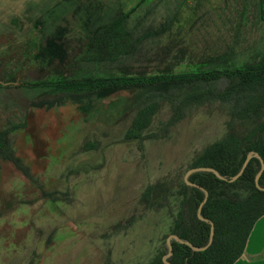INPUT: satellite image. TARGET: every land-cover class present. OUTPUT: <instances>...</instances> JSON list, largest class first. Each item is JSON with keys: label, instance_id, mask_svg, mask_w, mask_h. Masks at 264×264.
Here are the masks:
<instances>
[{"label": "rangeland", "instance_id": "1", "mask_svg": "<svg viewBox=\"0 0 264 264\" xmlns=\"http://www.w3.org/2000/svg\"><path fill=\"white\" fill-rule=\"evenodd\" d=\"M59 1L0 0V79L4 71L18 83L67 74L66 66H40L31 58L38 41L34 24ZM195 1L184 4L193 8ZM203 1L205 11L197 13L178 62L134 64L130 72H192L202 52H226L237 66L248 62L264 41L255 1ZM67 97L31 96L38 107H27L25 118L16 120L23 127L11 138L22 171L2 162L1 191L5 201L20 194L27 204L0 222V264H145L166 221L161 202L152 211L143 190L158 184L176 189L193 160L226 134L228 117L217 108L201 109L168 126L170 107L162 103L142 139L127 141L137 102L132 96L117 92L93 111ZM5 120L0 111V125Z\"/></svg>", "mask_w": 264, "mask_h": 264}, {"label": "trees", "instance_id": "2", "mask_svg": "<svg viewBox=\"0 0 264 264\" xmlns=\"http://www.w3.org/2000/svg\"><path fill=\"white\" fill-rule=\"evenodd\" d=\"M254 1L257 18L264 28V0ZM184 2L61 0L43 13L34 24L38 41L31 58L40 66H49L52 62L66 66L67 74L25 83H18L11 71L1 75L0 111L6 114V120L0 125V222L7 212H16L27 204L20 194L4 200L1 163L8 162L22 171L11 136L23 127L16 120L25 118L26 108L38 107L31 96L39 94L69 96L79 107L92 111L103 99L117 92L129 94L137 102L125 131L127 141L142 139L143 130L162 103L170 107L168 126L192 111L217 108L228 117L227 132L208 145L188 170L208 167L230 179L238 173L250 152L258 154L264 164V41L251 59L239 66L226 52L209 55L202 52L192 72L163 71L152 75L130 72L134 64L178 62L190 42L186 35L197 25V13L206 7L203 0H196L193 8ZM52 8L58 9L53 17ZM11 89L21 91L25 99L18 100ZM235 124L239 125L238 132L234 131ZM259 169V160L253 157L242 175L231 183L220 181L211 173L189 176L190 183L207 192L200 215L212 223L213 240L201 252L171 240L169 264H234L242 255L253 224L264 215V191L254 184ZM258 185L264 187V169ZM203 197L202 191L186 186L183 181L176 189L158 184L143 190L141 198L152 211H156L153 208L156 201L161 202L166 221L163 237L153 246L152 256L145 264H164L165 241L170 235L197 248L207 244L210 225L197 218Z\"/></svg>", "mask_w": 264, "mask_h": 264}, {"label": "water", "instance_id": "3", "mask_svg": "<svg viewBox=\"0 0 264 264\" xmlns=\"http://www.w3.org/2000/svg\"><path fill=\"white\" fill-rule=\"evenodd\" d=\"M253 157L256 158V159H258V160H259V163H260V169H259V171L257 172V174L255 175V178H254V184H255V186H256V188H257L258 190L264 191V187L261 188V187H259V185H258L259 177H260V175H261V173H262V171H263V169H264V164H263V161L261 160V158L258 156V154L253 153V152H250V153L247 154V156H246V158H245V160H244V162H243V164H242L240 170L238 171V173H237L236 175H234L233 177H231L230 179H226V178L220 176V175H219L214 169H212V168H208V167L192 168V169H189V170L186 171V173H185L184 176H183V182L185 183V185H186V186H189V187L197 188V189H199L200 191H202L203 194H204L203 200L201 201V203L199 204V206H198V208H197V218H198L199 220L204 221V222H206V223H209L208 220L202 218L201 215H200V213H201V208H202L203 205L205 204L208 195H207V192H206L203 188H201V187H199V186H197V185H195V184L190 183V182L188 181L189 176H190L191 174H194V173H211V174H213L218 180H220V181H226V182L231 183V182L236 181V180L242 175V173H243L245 167L247 166L248 162H249V161L251 160V158H253ZM209 225H210V229H209V238H208V242H207V244H206L205 246L200 247V248H197V247L192 246L189 242H184V241L180 240V239H179L177 236H175V235H170L169 237H167V239H166V241H165L166 246H167V253L162 257V261H163V263H164V264H169V263L167 262V259H168V258L171 256V254H172L171 240H175V241H176L177 243H179V244H184L185 246L189 247V248H190L192 251H194V252H201V251L206 250V249L210 246V244L212 243V240H213V234H214V228H213L212 223H209Z\"/></svg>", "mask_w": 264, "mask_h": 264}, {"label": "crops", "instance_id": "4", "mask_svg": "<svg viewBox=\"0 0 264 264\" xmlns=\"http://www.w3.org/2000/svg\"><path fill=\"white\" fill-rule=\"evenodd\" d=\"M234 264H264V215L253 224L242 255Z\"/></svg>", "mask_w": 264, "mask_h": 264}]
</instances>
